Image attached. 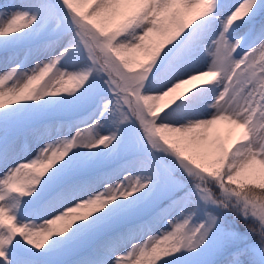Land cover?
<instances>
[{
  "label": "snow or ice",
  "instance_id": "obj_1",
  "mask_svg": "<svg viewBox=\"0 0 264 264\" xmlns=\"http://www.w3.org/2000/svg\"><path fill=\"white\" fill-rule=\"evenodd\" d=\"M0 264H264V0H3Z\"/></svg>",
  "mask_w": 264,
  "mask_h": 264
},
{
  "label": "rangeland",
  "instance_id": "obj_2",
  "mask_svg": "<svg viewBox=\"0 0 264 264\" xmlns=\"http://www.w3.org/2000/svg\"><path fill=\"white\" fill-rule=\"evenodd\" d=\"M3 2V0H0V3H2Z\"/></svg>",
  "mask_w": 264,
  "mask_h": 264
}]
</instances>
